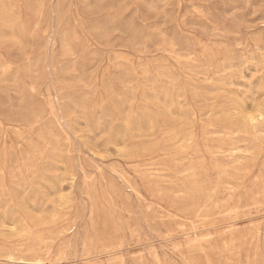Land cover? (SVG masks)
Returning a JSON list of instances; mask_svg holds the SVG:
<instances>
[{"label":"rangeland","instance_id":"374dc122","mask_svg":"<svg viewBox=\"0 0 264 264\" xmlns=\"http://www.w3.org/2000/svg\"><path fill=\"white\" fill-rule=\"evenodd\" d=\"M0 264H264V0H0Z\"/></svg>","mask_w":264,"mask_h":264},{"label":"bare ground","instance_id":"6f19581e","mask_svg":"<svg viewBox=\"0 0 264 264\" xmlns=\"http://www.w3.org/2000/svg\"><path fill=\"white\" fill-rule=\"evenodd\" d=\"M254 99V98H253ZM39 263V262H38Z\"/></svg>","mask_w":264,"mask_h":264}]
</instances>
